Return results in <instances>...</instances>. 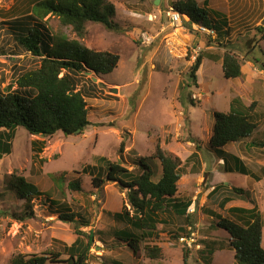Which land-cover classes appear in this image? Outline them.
Returning a JSON list of instances; mask_svg holds the SVG:
<instances>
[{
    "label": "rangeland",
    "instance_id": "1",
    "mask_svg": "<svg viewBox=\"0 0 264 264\" xmlns=\"http://www.w3.org/2000/svg\"><path fill=\"white\" fill-rule=\"evenodd\" d=\"M33 1L0 0L1 88L12 85L15 90L19 75L41 64V57L19 41L20 34L29 26L22 19L31 14ZM110 1L117 8L118 27L109 30L100 23H89L82 41L94 50L118 54L116 68L106 75L74 72L77 88L85 95L91 124L84 131L70 135L59 131L48 137L31 135L19 126L11 140V153L0 157V264H9L19 253L49 252L61 253V261L52 263L49 259L46 264H74L66 246L79 236L83 249L90 232L94 239L86 264H113L115 260L122 264H235L228 232L213 229L216 217L211 219L208 215L202 224L189 223L195 225L196 239L208 243L212 253L204 246L191 249L180 242L181 235L189 234V225L174 212L162 213L166 225L160 224L157 237L140 240L139 251L133 253L126 241L112 235L114 230L126 228L113 214L122 211L125 205L130 208L127 191H122L115 182H107L98 189L92 185V175L105 173L107 160L139 173L135 162L142 157L148 161L147 157L155 151L156 140L183 160L185 171L197 160L190 157L197 152L192 141H199V153L211 169L215 157L205 142L213 131L214 112L228 111L234 96L241 97L247 105L257 102L259 126L253 137L246 140L264 139V34L257 31L258 26H264V0H209V9L221 11L228 18L229 31L223 36L193 27L187 23L188 18H184L186 23L182 27H171L165 10L183 0H161L158 5L155 0ZM197 1L203 5L204 0ZM159 12H162L159 18L149 19V14ZM18 20L21 21L16 24ZM47 26L53 33L77 38L71 26H63L58 17L52 16ZM145 32L155 37L151 45L143 43ZM225 52L239 58L242 77L224 76L220 61ZM198 55L203 56V61L195 83L189 71ZM33 140L46 142L39 154L45 162L35 157ZM122 141L124 151L120 152ZM234 144L227 145V149L234 151ZM246 155L247 165L262 181L255 183L247 176L244 182L237 173V179L230 183L247 190L249 198L245 195L251 199L250 204H256L264 216V149L248 147ZM152 162L156 168L153 179L158 181L162 173L160 162ZM87 165L95 166L93 172L83 171ZM61 174L65 183L57 186L54 180L58 182L56 176ZM13 175L24 177L39 188L31 208L11 186ZM72 180H80L82 189L70 188ZM186 182L189 183L184 177L179 180L181 190ZM202 194L190 195L196 196L197 206ZM209 207L210 203L205 209L212 210ZM67 210L78 214L73 221L61 219L60 214ZM77 230L82 233L77 235ZM147 244L160 246L162 257L147 258L144 253Z\"/></svg>",
    "mask_w": 264,
    "mask_h": 264
},
{
    "label": "trees",
    "instance_id": "2",
    "mask_svg": "<svg viewBox=\"0 0 264 264\" xmlns=\"http://www.w3.org/2000/svg\"><path fill=\"white\" fill-rule=\"evenodd\" d=\"M208 0L201 5L197 0H183L174 8L182 15L188 17L191 22L204 25L214 30L218 36H223L229 31L228 18L218 10L208 8ZM49 16V17H48ZM58 17L63 26H71L77 38H70L63 33H53L47 26V21L52 17ZM116 5L110 0H34L31 6V14L23 20L29 26L19 36V41L28 51L41 57L39 67L23 71L16 80L17 88L12 85L0 87V157L10 154L12 138L19 126L24 127L29 134L35 136H53L59 131L70 135L76 130L84 131L90 124L85 95L77 88V80L74 72L91 71L96 75L111 73L117 66L119 55L109 51H98L88 47L82 40L88 33L89 23H100L107 29L117 28L115 17ZM21 20H18V24ZM31 21L32 24L29 22ZM227 27V30L224 28ZM257 31L264 34V26H258ZM223 74L228 79H235L244 75L239 58L225 52L222 56ZM203 56L198 55L190 67L189 75L193 82L197 83L199 70ZM24 92V93H21ZM194 103V99H191ZM256 101L247 105L239 96L231 100L230 109L226 112L215 111V123L212 135L207 144L209 150L217 157L225 161V170L233 171L229 166L228 158L241 166V173L254 175L245 163L231 153L223 150L224 146L231 142L243 140L251 136L258 128V112L255 109ZM196 145L197 152L190 157L198 159L201 146L199 141H192ZM45 141L33 140L34 155L40 162L45 158L39 154L45 147ZM254 146L264 148V139L252 142ZM125 142L120 144V152L124 151ZM106 161L105 158H101ZM146 158H140L135 162L140 169L139 173L122 166L119 162L107 160L105 173H94L95 166L87 165L83 168L86 173L93 172L92 185L98 189L107 182H115L122 191H127L126 197L130 208L125 205L122 211L113 214L114 219L126 225V228L114 230L112 235L118 240H124L128 246L137 253V243L143 239L157 237L159 226L166 223L162 219V213L174 212L179 216L186 213L189 205L185 204L181 209L175 195L178 191V182L185 173L183 160L161 146L156 140L154 153ZM153 160H159L161 177L155 181L156 168ZM151 163H150V162ZM195 171V168H192ZM56 176V182L65 183V177ZM11 186L16 194L31 208L33 196L39 195V188L28 182L24 177L13 175ZM69 187L81 190L80 180H72ZM206 188V184H203ZM218 186L212 192H215ZM235 195L249 196V192L241 187H232ZM211 193V192H210ZM42 196V195H40ZM249 198V197H248ZM226 196L223 205L230 201ZM179 206V207H177ZM229 212L234 219L217 216L212 226L216 229H224L229 234V242L234 250L235 264H264V216L258 206L251 209L232 207ZM78 214L67 210L60 214L64 221H73ZM161 215V216H160ZM23 220L22 218H17ZM189 225V222H187ZM87 226V225H86ZM81 230L76 234L80 235ZM184 232L185 229H182ZM87 243L82 249L80 237L66 246L70 252L69 258L74 264H86L87 255L93 242V232L87 236ZM203 243V242H202ZM204 248L212 253L208 243ZM145 256L151 260L162 257V248L157 244L145 245ZM61 253L49 252L42 255L23 254L16 255L9 264H46L50 259L52 263H58ZM184 262L186 256L184 254ZM209 263V261L207 262ZM113 264H122L114 261Z\"/></svg>",
    "mask_w": 264,
    "mask_h": 264
},
{
    "label": "crops",
    "instance_id": "3",
    "mask_svg": "<svg viewBox=\"0 0 264 264\" xmlns=\"http://www.w3.org/2000/svg\"><path fill=\"white\" fill-rule=\"evenodd\" d=\"M220 63H222V59H221ZM232 98H231V100H232ZM211 135H212V133H211ZM211 135H210V137H211ZM252 137L253 136H251V138ZM247 138L240 140V141L229 143V144L235 143L234 144L235 145L234 151H229L227 149V145H229V144L224 146L223 150H225L228 153L233 154L236 157H239L245 163L247 168L252 172V174H255V176L257 175L260 179L257 180L254 177V175L252 176V175L242 174L240 172L241 166L239 164H235L231 158H228L229 166H232L234 169H233V171H226L224 159L222 157H217L213 153V151H211V150L210 151L212 152V154L215 157V160H214L215 162L213 161V159L211 161H213V163L215 165L211 169H209V167L207 165L208 163H206V161L203 160L204 158L202 157V153L200 152L198 159L194 162V165H191L188 169H186L185 173L181 177V178L184 177L189 183L186 182V184L184 186L185 188H183V190H181L180 186L178 185V191L175 195L176 200H178V203H180L181 209L184 208L185 204H188L189 206H192V205L195 206L194 213H188V210H187L186 213L184 215H182V217L187 222L195 221L196 226H197V225L203 223V220L205 219L206 215L210 216L211 219H214L217 216L228 217V218L234 219V215L229 212L230 208L240 207V208L251 209L255 206V204H253V206L250 204L251 199L249 200L245 194L244 195H241V194L235 195L234 193H232V191H231L232 187H240V186H236L235 184L231 186V183H230V182H234V179H237V177H238V175H236L237 173L239 175L243 176L244 182L247 180V176L250 177L251 179H253L255 181V183H257V181H262L260 175H258L254 170H252L246 163L245 159L247 158L246 152L248 151V147L254 148V145L252 144V142L255 141V140H249L248 141V140H246ZM208 142H209V140H208ZM208 142L207 143L205 142V144L207 145ZM243 143H244V146H242ZM238 146H240L239 150H237ZM255 147H257V146H255ZM260 149H264V148H260ZM193 167L195 168V171L192 170ZM207 174H208V177H207ZM202 177H203V181L200 182V179ZM196 184H198V185H196ZM203 184H206V188L203 187ZM255 185L256 184H254L253 186H255ZM216 186H218L216 191L212 192ZM241 188H243V187H241ZM191 189H195V190L192 191ZM193 192H197L198 195H199V193L203 192L202 196L200 197V202H199L198 206L195 202L196 196L190 197V195H192ZM226 196H229L231 199L225 205H223V200ZM209 203H210V206L212 207V208L211 207H209V208H211L212 210H206L205 209V206L208 207ZM177 207H179V206H177ZM203 208L205 209V211H203ZM224 212H226V214H224ZM261 213L263 214L262 211H261ZM177 216H179V215H177ZM217 218H216V221L219 219V218L218 219ZM163 221H164V219H163ZM163 224L166 225V223H161V225H163ZM186 225H188V224H186ZM194 226L195 225H190V223H189L188 230H189V228H192L196 232V229H194ZM213 229L219 230L216 228H213Z\"/></svg>",
    "mask_w": 264,
    "mask_h": 264
},
{
    "label": "built area",
    "instance_id": "4",
    "mask_svg": "<svg viewBox=\"0 0 264 264\" xmlns=\"http://www.w3.org/2000/svg\"><path fill=\"white\" fill-rule=\"evenodd\" d=\"M162 12L158 13H151L149 14V19L150 20H155L157 18H159V16L161 15ZM166 16L168 18L169 24L171 25V27L175 28V27H182L186 21L184 18H188L184 15H182L177 9H175L173 6H169L166 10H165ZM187 23L191 24L193 27H196L197 29L203 31V32H211L214 31L212 29L207 28L204 25H200V24H196L194 22H191L190 19H187ZM143 43L147 44V45H151L154 40L155 37L152 35H149L147 32L144 33L143 36ZM200 49V48H198ZM197 49V50H198ZM194 211V206H189L188 207V212L191 213ZM190 233L189 234H185V235H181L179 240L181 243L185 244L188 248H198L200 249L202 247V244L199 242V238L198 240L196 239V233L192 228H189Z\"/></svg>",
    "mask_w": 264,
    "mask_h": 264
},
{
    "label": "water",
    "instance_id": "5",
    "mask_svg": "<svg viewBox=\"0 0 264 264\" xmlns=\"http://www.w3.org/2000/svg\"><path fill=\"white\" fill-rule=\"evenodd\" d=\"M160 3V0H155V4L156 5H158ZM87 73H91V71H87ZM93 79L94 80H96V77H93ZM114 90H116V89H114ZM81 130L80 129H78V130H76L74 133H76V132H80Z\"/></svg>",
    "mask_w": 264,
    "mask_h": 264
},
{
    "label": "clouds",
    "instance_id": "6",
    "mask_svg": "<svg viewBox=\"0 0 264 264\" xmlns=\"http://www.w3.org/2000/svg\"><path fill=\"white\" fill-rule=\"evenodd\" d=\"M194 206V205H193ZM188 210V209H187ZM194 211H195V206H194ZM194 211L193 212H191V213H194ZM189 213V212H188ZM189 231V233H190V230H188ZM202 243V242H201ZM203 244V243H202ZM204 245H202V247H203ZM202 247L200 248V249H202Z\"/></svg>",
    "mask_w": 264,
    "mask_h": 264
},
{
    "label": "bare ground",
    "instance_id": "7",
    "mask_svg": "<svg viewBox=\"0 0 264 264\" xmlns=\"http://www.w3.org/2000/svg\"><path fill=\"white\" fill-rule=\"evenodd\" d=\"M96 80H98L97 77H96Z\"/></svg>",
    "mask_w": 264,
    "mask_h": 264
}]
</instances>
